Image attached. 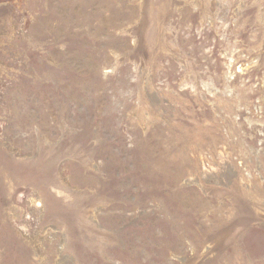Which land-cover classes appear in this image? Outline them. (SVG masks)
Here are the masks:
<instances>
[{
  "label": "rangeland",
  "instance_id": "1",
  "mask_svg": "<svg viewBox=\"0 0 264 264\" xmlns=\"http://www.w3.org/2000/svg\"><path fill=\"white\" fill-rule=\"evenodd\" d=\"M0 264H264V0H0Z\"/></svg>",
  "mask_w": 264,
  "mask_h": 264
}]
</instances>
